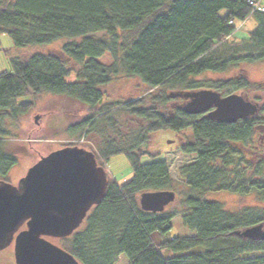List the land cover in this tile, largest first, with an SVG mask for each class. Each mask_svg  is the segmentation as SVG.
<instances>
[{
    "label": "trees",
    "instance_id": "16d2710c",
    "mask_svg": "<svg viewBox=\"0 0 264 264\" xmlns=\"http://www.w3.org/2000/svg\"><path fill=\"white\" fill-rule=\"evenodd\" d=\"M250 3L264 8L263 0H0V34L11 39L13 49L67 41L54 55H11L9 68L0 71V181L8 183L18 155L31 149L10 144L17 138L8 128L35 111L27 98L42 95L83 107L81 112L60 110L65 119L60 128L53 127L57 132L84 138L86 144L94 139L99 167L124 155L132 170L131 179L122 184L107 177L104 199L80 228L67 239L53 241L79 264H116L120 256L126 264H264V105L254 103L258 114L253 118L218 124L185 114V100L178 96L211 90L238 92L246 99L249 88L264 91V84L247 81L244 70L208 86L195 81L208 73L264 62V12ZM250 18L256 28L231 42L236 26ZM105 56L108 64L101 62ZM68 62L79 68L72 83L65 81L73 72ZM119 77L140 80L150 92L146 95L163 89L153 98L160 109L142 108V97L128 103L103 101L99 87ZM179 99L184 103L173 106ZM119 112L145 129L120 135L113 117ZM159 132L172 134L178 151L192 157L177 170L185 190L172 180L165 160L141 163L148 153L140 148ZM65 147L89 150L81 143L58 149ZM163 191L176 196L163 212L140 209L142 194ZM219 191L253 195L257 203L229 212L206 199ZM178 217L188 235L172 237V222ZM197 248L202 252H191ZM163 251L180 255L165 258Z\"/></svg>",
    "mask_w": 264,
    "mask_h": 264
},
{
    "label": "water",
    "instance_id": "95a60500",
    "mask_svg": "<svg viewBox=\"0 0 264 264\" xmlns=\"http://www.w3.org/2000/svg\"><path fill=\"white\" fill-rule=\"evenodd\" d=\"M178 96L185 100V114L203 115L218 124L258 114V105L242 95L200 90ZM107 185L104 169L83 148L65 147L39 156L17 185L0 181V251L12 246L15 264H79L53 241L79 229L104 199ZM175 198L170 191L145 193L138 203L144 212L161 213Z\"/></svg>",
    "mask_w": 264,
    "mask_h": 264
},
{
    "label": "rangeland",
    "instance_id": "374dc122",
    "mask_svg": "<svg viewBox=\"0 0 264 264\" xmlns=\"http://www.w3.org/2000/svg\"><path fill=\"white\" fill-rule=\"evenodd\" d=\"M264 5V0H263ZM224 13V12H223ZM239 25V24H236ZM256 28V22L250 18L247 20L239 30H236L235 36L230 39V41H240L247 37L249 32H252ZM96 37H99L96 35ZM66 40H61L54 43L51 46L46 47H34L27 48L22 50H15L12 47L11 39L4 34H0V71L7 70L9 68V59L16 55L19 58H27L32 55H48V54H57L60 50L61 46L66 44ZM102 63L108 64L109 59L108 56H105L101 60ZM67 66L69 67L70 73L69 76L65 78V81L68 83H72L75 81V74L79 70L78 66L68 62ZM244 70L245 77L247 81L252 84H264V62L253 64L250 66H243L240 69H232L223 74H205L197 79L196 82L204 86H208L211 82L217 81H226L237 77L241 71ZM99 91L103 94V101L106 103H128L133 101L136 98L142 97L143 103L141 105L142 108H150L156 107L160 109L153 98L159 95L163 89H158L148 92V88L144 86L140 80L138 79H124L119 77L114 79L109 85L104 87H99ZM237 94L238 92H228L222 94V96ZM246 99L252 103H259L264 105V91L249 88L246 93ZM27 101H31L35 105V111H33L29 116L23 118L20 121L19 126L10 125L9 131L12 135H14L17 139L15 141L9 142L10 144L21 145V146H30L31 149L26 152V154L18 155V163L17 165L10 171L8 175V184L17 185L18 181L23 178L27 172V170L32 166L34 162L38 159L39 156H44L51 151L57 150L63 145L66 144H76L81 143L88 146L89 149L98 156V151L93 143L94 139L88 140V144L86 139H80L78 141L76 136H69L65 131L60 130L57 132L56 129L60 128V126L64 123V115L63 117L60 115V110L65 112H76L77 110L80 112L82 108L78 103L72 102L62 97L48 96L42 95L36 98H27ZM184 100L179 99L174 102V105H182ZM55 111L53 114L51 112ZM162 111V110H161ZM34 112L37 113L38 119L35 121L33 115ZM47 112L51 115L48 117ZM48 117V118H47ZM113 117L117 123V131L120 135L136 134L140 129H145V124L130 119L128 114L123 112L115 113ZM47 118V120H46ZM77 121V120H75ZM53 125V126H52ZM52 126V127H51ZM58 128H53V127ZM55 130H53V129ZM63 129V128H62ZM55 131L53 137H50ZM57 132V134H56ZM110 132H107V136ZM57 135V136H56ZM144 135V133H143ZM92 136L90 135L89 138ZM42 139L45 141L39 142L38 139ZM148 143L142 146L140 149L147 151V155H144L141 158V163L148 164L152 161H163L165 160L169 169L170 177L173 181L178 184L180 190H185L183 182L177 176V170L181 166H184L192 161V157H188L182 155L178 149L176 148L177 139L172 136L169 132H159L157 134L148 136ZM40 143V146L39 144ZM27 148V147H26ZM88 150V148H85ZM39 154H36V151ZM150 155V156H149ZM104 170L108 177L114 180L117 184H122L125 181L131 179L132 170L127 158L124 155H116L111 157L105 164ZM206 199L212 202L219 203L223 206L226 211L236 212L240 211L243 208L251 207L256 205L255 196H246L239 197L237 195L219 191V192H211L206 195ZM172 229L170 231V235L172 237L184 236L188 235V231L182 227L180 218H175L173 220ZM192 253L202 252L201 248H197L191 251ZM163 257L167 258L173 255L179 256L180 254L171 253L168 251L162 252ZM170 255V256H168ZM127 260L124 256H120L119 260L116 264H126ZM0 264H15L13 257V249L12 246L0 251Z\"/></svg>",
    "mask_w": 264,
    "mask_h": 264
},
{
    "label": "built area",
    "instance_id": "2783aa9c",
    "mask_svg": "<svg viewBox=\"0 0 264 264\" xmlns=\"http://www.w3.org/2000/svg\"><path fill=\"white\" fill-rule=\"evenodd\" d=\"M250 5H253V9L256 10L257 12H264V8L259 6L258 4L250 3Z\"/></svg>",
    "mask_w": 264,
    "mask_h": 264
}]
</instances>
